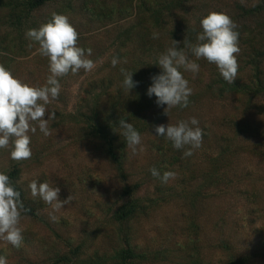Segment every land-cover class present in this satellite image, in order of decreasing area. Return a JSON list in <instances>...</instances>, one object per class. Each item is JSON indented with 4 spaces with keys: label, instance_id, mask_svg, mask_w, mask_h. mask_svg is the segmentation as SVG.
<instances>
[{
    "label": "trees",
    "instance_id": "obj_1",
    "mask_svg": "<svg viewBox=\"0 0 264 264\" xmlns=\"http://www.w3.org/2000/svg\"><path fill=\"white\" fill-rule=\"evenodd\" d=\"M107 1L0 0V64L22 82L40 87L50 75L49 59L37 52L39 45L25 33L47 23L53 13L66 15L79 34L77 46L85 49L86 55L91 49L88 59L96 61L94 71L76 86L75 100L68 101L70 108L64 105L72 123L100 141L105 158L119 179L127 183L126 163L131 149L120 135V119L131 123L141 137L148 136L156 151L180 160L188 146L175 149L171 141L157 136L155 126L195 117L199 124L192 127L203 130L202 146L195 150L207 151L203 158L210 164L209 172L200 170L199 174L202 181H209L217 227L237 195L243 191L257 194L264 189V185L255 183L257 179L264 182V0ZM112 12L115 20L111 23L94 19L95 15ZM210 12L226 13L237 25V78L233 84L227 83L214 63L204 58L196 60L189 52V59L200 67L195 74L180 69L192 89L188 106L174 107L165 114L167 105H157V97L147 95L151 78L163 71L157 57L172 46V40L188 51L183 41L197 42V35L203 31L200 21ZM153 33H158V38L153 39ZM113 57L120 61L115 67L111 64ZM121 68L133 73V81L138 82L129 92L123 86ZM70 87H64L59 97ZM57 100L48 108L58 109ZM7 175L21 194L27 209L23 213L35 216L24 201L15 174ZM198 188L203 189V184ZM126 208L118 219L129 217L137 205ZM219 235L216 247L227 254L225 264H245V256L234 253L233 236L222 231Z\"/></svg>",
    "mask_w": 264,
    "mask_h": 264
},
{
    "label": "rangeland",
    "instance_id": "obj_2",
    "mask_svg": "<svg viewBox=\"0 0 264 264\" xmlns=\"http://www.w3.org/2000/svg\"><path fill=\"white\" fill-rule=\"evenodd\" d=\"M95 16L110 23L115 20L113 12ZM93 71L80 69L58 78L61 91L72 88L58 97V109L48 108L53 102L46 106L45 119L56 113L49 121L52 135L45 137L38 126L35 134L29 132L30 159L15 161L9 149H0V172L15 174L35 215L21 213L20 248L0 239V255L7 264H225L227 254L216 247L220 231L233 236L234 253L245 256V264H264V189L237 195L222 225L215 227L211 187L199 174L210 171L203 158L207 151L194 150L187 158L172 159L143 136L137 154L131 151L126 163L128 182L119 179L100 141L74 125L65 111L64 105L68 110V101L75 100L76 86ZM153 167L161 176L172 171L177 178L162 183L151 175ZM32 180L59 187L61 200L69 195L73 199L56 212L31 196ZM255 183L264 185L258 179ZM201 184L203 189L198 190ZM130 204L137 205L135 212L118 219Z\"/></svg>",
    "mask_w": 264,
    "mask_h": 264
},
{
    "label": "clouds",
    "instance_id": "obj_3",
    "mask_svg": "<svg viewBox=\"0 0 264 264\" xmlns=\"http://www.w3.org/2000/svg\"><path fill=\"white\" fill-rule=\"evenodd\" d=\"M203 31L196 37V43L183 41L188 51L178 47L179 42L172 40V46L157 57V65L163 70L161 74L153 76L152 85L147 90V95L157 97V105H167L168 110L180 106L187 107L192 89L184 78L180 69L199 72V64L189 59V52L196 60L206 59L214 63L222 78L229 84L237 78L239 48V33L235 31L237 25L226 13L210 12L200 21ZM25 36L30 41L39 45L37 52L49 59L50 75L42 87L30 86L14 77L10 70L0 64V149H9L10 157L15 161L28 160L32 156L29 132L35 134L37 126L45 137L52 135L49 121L55 120L56 113L51 112L45 119L47 105L57 100L61 91L60 77L69 73L75 75L80 69L90 72L96 66L93 60L88 59L92 50L77 46L78 32L70 23L69 18L63 14L53 13L51 20L42 24L38 29H28ZM153 39L158 38V33L152 34ZM32 45L30 44L29 47ZM120 63L113 57L111 64L115 67ZM126 63V61H125ZM124 75L123 86L131 90L136 83L132 79L133 73L121 68ZM199 121L193 117L190 121H178L176 124H161L155 126L157 136L164 137L172 142L177 149H185V157L193 155L195 149L202 146L203 130L198 125ZM127 147L132 154H137V146L141 145V135L131 123L125 119L119 120ZM139 151H143L141 147ZM153 177L159 178L162 183L176 179L177 173L165 171L161 176L155 168L149 169ZM31 196L39 197L44 203L50 205L56 212L60 211L73 197L59 199L60 188L52 186L48 181L38 183L32 180L28 185ZM21 194L10 182V178L0 172V239L20 248L23 243L22 229L19 227L21 213L27 211L21 201ZM53 221L57 218L52 217ZM0 264H7L5 256L0 255Z\"/></svg>",
    "mask_w": 264,
    "mask_h": 264
}]
</instances>
